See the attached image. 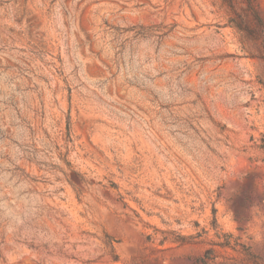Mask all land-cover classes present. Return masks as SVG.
<instances>
[{
    "label": "rangeland",
    "instance_id": "1",
    "mask_svg": "<svg viewBox=\"0 0 264 264\" xmlns=\"http://www.w3.org/2000/svg\"><path fill=\"white\" fill-rule=\"evenodd\" d=\"M0 264H264V0H0Z\"/></svg>",
    "mask_w": 264,
    "mask_h": 264
},
{
    "label": "trees",
    "instance_id": "2",
    "mask_svg": "<svg viewBox=\"0 0 264 264\" xmlns=\"http://www.w3.org/2000/svg\"><path fill=\"white\" fill-rule=\"evenodd\" d=\"M213 257H214V251L212 249H208L204 257L201 258V261L206 262L208 259H211Z\"/></svg>",
    "mask_w": 264,
    "mask_h": 264
}]
</instances>
